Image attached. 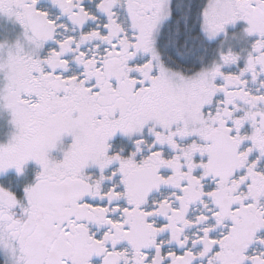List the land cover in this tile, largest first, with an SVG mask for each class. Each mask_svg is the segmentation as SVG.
<instances>
[{
	"label": "snow or ice",
	"instance_id": "6c2138e0",
	"mask_svg": "<svg viewBox=\"0 0 264 264\" xmlns=\"http://www.w3.org/2000/svg\"><path fill=\"white\" fill-rule=\"evenodd\" d=\"M0 264H264V0H0Z\"/></svg>",
	"mask_w": 264,
	"mask_h": 264
}]
</instances>
